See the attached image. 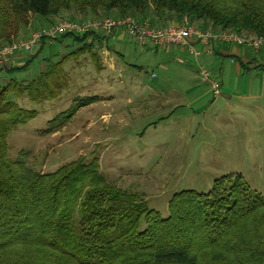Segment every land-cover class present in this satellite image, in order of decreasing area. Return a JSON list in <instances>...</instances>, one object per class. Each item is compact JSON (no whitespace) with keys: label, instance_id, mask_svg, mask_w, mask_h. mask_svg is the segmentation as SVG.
<instances>
[{"label":"trees","instance_id":"trees-1","mask_svg":"<svg viewBox=\"0 0 264 264\" xmlns=\"http://www.w3.org/2000/svg\"><path fill=\"white\" fill-rule=\"evenodd\" d=\"M127 15L151 25H179L187 18L202 28L264 35V0H0V47L21 37L33 18L49 24ZM109 36L62 34L53 41L70 38L77 48L47 61L31 78L0 84V264H264V194L243 175L218 178L208 192H176L163 216L109 181L95 159L40 172L10 157L9 135L38 115L17 98H58L70 82L64 63L89 52L99 64L96 42ZM46 43L43 38L38 44L41 50ZM40 51L0 70H25ZM96 100L76 98L75 104ZM69 111L70 118L77 110Z\"/></svg>","mask_w":264,"mask_h":264},{"label":"rangeland","instance_id":"rangeland-1","mask_svg":"<svg viewBox=\"0 0 264 264\" xmlns=\"http://www.w3.org/2000/svg\"><path fill=\"white\" fill-rule=\"evenodd\" d=\"M48 25L40 17L16 40ZM123 41L110 43L111 62L100 57L98 64L89 52L67 60L63 68L70 82L58 98L41 103L17 98L38 115L11 132L10 157L40 172L80 158L95 159L109 181L163 216L176 192H208L216 179L229 174L243 175L264 194V94L257 99L243 96L250 90V75L238 81L232 76L222 85L211 66L200 63L221 84V94L215 96L210 83L194 84L197 74L200 78L199 65L191 55L194 67L180 65L172 55L154 52L128 35ZM40 48L23 54L29 57ZM76 48L70 38L46 43L25 70H0V84L12 77L31 78L47 61L56 62ZM180 67L194 73L188 84L179 79ZM94 95L98 100L93 103L75 104L76 98ZM71 109L77 111L69 118ZM65 111L66 119L60 124L61 116L56 122V115Z\"/></svg>","mask_w":264,"mask_h":264},{"label":"built area","instance_id":"built-area-1","mask_svg":"<svg viewBox=\"0 0 264 264\" xmlns=\"http://www.w3.org/2000/svg\"><path fill=\"white\" fill-rule=\"evenodd\" d=\"M122 31L135 42L142 45H151L153 49L181 46L187 48L195 57H200L202 51L197 43H202L209 53L215 50V43L233 45H248L256 50L264 48V35H242L234 30L202 28L191 23L187 18L181 24L151 25L147 21H139L132 15L123 17L88 18L82 21L72 18L57 20L48 26L32 31L23 39L15 40L11 44L0 47V66H18L24 60V52L30 51L43 38L49 42L62 34L74 32L82 34L89 31L104 32L107 35L115 31ZM231 61H235L234 58ZM200 80L210 83L215 95L221 93L220 83L213 79L211 70L201 64L199 67Z\"/></svg>","mask_w":264,"mask_h":264},{"label":"crops","instance_id":"crops-1","mask_svg":"<svg viewBox=\"0 0 264 264\" xmlns=\"http://www.w3.org/2000/svg\"><path fill=\"white\" fill-rule=\"evenodd\" d=\"M34 20H36V18H33V22ZM124 36V32L118 30L110 34L109 37L105 38L102 43H100V40L96 42L97 46L99 47V55L104 61V63L106 58H108L110 62L114 60L113 58H110V43L112 41L124 42ZM197 48L202 51V55L198 58L192 55L187 48L181 46H168L151 50L154 52H165L166 54L172 55L171 58L176 63H179L180 65H190L191 67H194V65L192 66L190 64L191 62L188 60L187 55H191L195 60L193 62L198 63L199 67L201 65L200 63L209 64L212 70L215 71L217 78L221 80L222 85L224 84L225 79H230L232 76H234L236 78V81H238L244 74L247 73L251 77V82L249 86L250 90L243 96L247 98L256 99L261 98L263 96L262 94L264 93L262 92H264V48H262L261 50H256L248 45L238 46L233 44H224L220 42L215 43V50L213 53H209L206 50L205 46L199 42L197 43ZM232 58H234L235 61L232 62ZM180 69L181 70L178 71V76L180 77L179 79L181 80L183 78L185 84H188V78H193L194 73L188 68L180 67ZM197 72L199 73V69L197 70ZM197 78L198 79L195 82L193 81L194 84L202 82L198 77V74Z\"/></svg>","mask_w":264,"mask_h":264}]
</instances>
